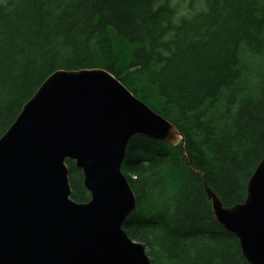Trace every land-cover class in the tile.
Segmentation results:
<instances>
[{"label":"trees","instance_id":"1","mask_svg":"<svg viewBox=\"0 0 264 264\" xmlns=\"http://www.w3.org/2000/svg\"><path fill=\"white\" fill-rule=\"evenodd\" d=\"M185 2L0 0V136L52 72L107 70L184 135V147L129 141L127 235L151 264H250L204 184L240 202L264 157V0ZM66 165L71 197L87 201L81 170Z\"/></svg>","mask_w":264,"mask_h":264},{"label":"water","instance_id":"2","mask_svg":"<svg viewBox=\"0 0 264 264\" xmlns=\"http://www.w3.org/2000/svg\"><path fill=\"white\" fill-rule=\"evenodd\" d=\"M134 136L184 147L178 128L107 70L48 75L0 136V264H151L122 228L136 207L121 169ZM66 159L82 172L85 202L71 197ZM204 190L246 261L264 264V157L242 201Z\"/></svg>","mask_w":264,"mask_h":264},{"label":"rangeland","instance_id":"3","mask_svg":"<svg viewBox=\"0 0 264 264\" xmlns=\"http://www.w3.org/2000/svg\"><path fill=\"white\" fill-rule=\"evenodd\" d=\"M187 1H188V0H186V2L184 3V5L187 3ZM196 5H200V3L197 1V2H196ZM193 7H194V8H197V7H199V6H193ZM184 8H185V6H182V7H181V9H184Z\"/></svg>","mask_w":264,"mask_h":264}]
</instances>
